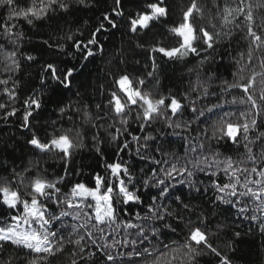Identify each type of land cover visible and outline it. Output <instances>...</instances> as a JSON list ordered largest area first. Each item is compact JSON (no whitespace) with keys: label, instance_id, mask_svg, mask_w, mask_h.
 I'll return each instance as SVG.
<instances>
[{"label":"snow or ice","instance_id":"6c2138e0","mask_svg":"<svg viewBox=\"0 0 264 264\" xmlns=\"http://www.w3.org/2000/svg\"><path fill=\"white\" fill-rule=\"evenodd\" d=\"M143 3L141 10L125 15L123 0H113L110 11L102 14L87 39H73L76 35L83 36L79 30L66 34L82 63L66 67L63 63L45 62L41 65L42 88L70 89L76 74L104 53L105 45L98 37L103 35L107 40L108 33L121 29L139 35L168 19L165 0H143ZM212 3L217 9L220 28L211 21V31L196 25L194 21L203 19L204 9L197 0H191L182 12V21L168 29L176 38V45L165 47L157 43L148 49L151 70L147 78H155L158 84L159 75L168 71L169 62L179 63L189 56L200 57L201 53L215 50L222 40L230 39L233 29L241 26L248 50L239 54L236 63L246 59L250 65L255 58L262 71H253L248 77L241 75L232 83L225 81L219 94L210 91V83L198 82L179 97L170 92L153 95L144 87L146 79L134 75L135 68L129 70V53L123 49L114 53L116 63L105 73L109 88L105 89L103 84L96 86L100 96H107L106 102L90 104L87 89L84 93L78 91L74 104L60 108L61 119L66 112L70 113L69 121H73V115L78 117V127L53 134L47 140L32 133L27 140L37 155L59 156L65 163L63 175L50 176L38 159L19 170L7 169L5 161L0 159V167L9 173L0 178L3 179L0 207L8 212L0 216V264H54L62 255L66 256L67 264H97V256L105 264H141L142 260L147 264V257H152L151 264H199L202 256L210 257L208 264H233L228 255V251H234L233 241L225 246L227 251L212 241L226 225L217 223L213 229L210 214L195 202L197 194L208 191L207 186L196 179L197 173L213 178L214 207L218 204L232 206L238 218L257 222L264 234V131L260 130L264 127V18L255 17L251 0H232L231 4L228 0H212ZM75 5L89 7L91 3L90 0H29L27 7H20L17 0H0V9L6 10L0 17V52L4 54L0 68V98H3L0 120L7 122L16 116L21 111L16 104L20 103L23 108L20 127L32 132L34 114L42 107L39 92L18 100L21 85L16 74L22 66L16 57L19 41L24 39L20 21L34 27L37 22L47 23L61 13L68 14ZM255 6L264 7V0H258ZM41 43L53 48L47 39ZM5 45H10L11 50L5 51ZM137 47L143 48V45L137 44ZM55 50L70 55L62 44H56ZM24 59L34 61L36 57L26 54ZM208 59L204 56L199 63L202 65ZM211 79L209 76V81ZM233 89L239 90L241 95H233L231 100L222 99L223 94ZM213 96L218 97L217 101L205 105L204 101ZM186 113H190L188 118H185ZM130 120L138 125L142 136L129 133ZM197 122L209 127L200 128L195 137L182 139L190 146L189 151L198 155L183 163H180L182 158L174 160L167 148L169 133L164 129H171V135L181 136L182 132L194 131L192 125ZM157 123L162 127L153 126ZM101 130L107 142L115 144V153L120 159L105 163V173H95L91 186L77 181L69 187L65 183L69 179L68 162L74 153L88 146L86 139L91 148L103 156L105 140L101 139ZM125 133L131 135L130 141ZM201 136L206 138L205 142H214L216 147L209 143L205 153V142L193 143ZM130 143L135 145L133 150L140 159L167 167L142 169L144 174L138 176L130 162L123 159ZM227 145L243 151L235 159L223 155L219 148ZM221 174L226 182L215 179ZM181 187L187 188L188 198L177 194ZM152 189L155 193L146 203L143 193ZM121 228L133 231L111 243L105 240L106 232L110 237ZM177 228L186 230L177 248L168 244L157 248L153 243L159 241L161 235L176 233ZM232 237L239 240L241 232L233 231ZM181 252L182 256L175 254Z\"/></svg>","mask_w":264,"mask_h":264},{"label":"trees","instance_id":"16d2710c","mask_svg":"<svg viewBox=\"0 0 264 264\" xmlns=\"http://www.w3.org/2000/svg\"><path fill=\"white\" fill-rule=\"evenodd\" d=\"M229 4L232 0H228ZM253 4V12L255 17L259 20L264 18V7L257 8L255 5L258 0H251ZM20 7H27L29 0H17ZM91 6L83 7L75 5L68 14L61 13L55 17H52L47 23L44 21L37 22L36 25L29 26L25 22L20 21V25L24 32V39L19 41V52L17 59L21 64V70L16 74V78L20 80V88L18 89V100L22 101L27 95L32 92H39L42 97V107L35 113V119L32 120V132H29L20 127L21 125V113L23 111L20 103L16 104V107L21 111L16 116L10 117L7 122L0 120V159L5 161L7 169L15 168L17 170L27 166L34 160H39L41 167L46 170L50 176L59 177L64 174L65 163L57 155H37L35 151L27 144V140L32 133L40 136L42 140H47L53 134H60L70 127H78L79 119L73 115V121L68 120L70 113L66 112L64 118L60 117V108L66 104H74L77 101L76 93L79 91L84 93L87 89L88 101L90 104L96 102H106L107 96H100L96 90V86L103 84L104 88H109V81L105 76L112 66L116 63L113 59L114 53L120 52L123 49L129 53L127 59L129 61V70L135 68L134 75L141 76L146 79L144 87L150 90L153 95L159 93H172L178 97L190 90V88L196 83L209 84L210 91L220 93V89L224 86V82H234L239 79V76L243 75L248 77L253 71H262L259 66V62L254 58L252 64H247V60L241 61L240 64L236 63L239 59V54L248 50V41L244 39L245 30L243 26L239 29H233L230 39L222 40L215 48V50H209L207 53H201L200 57L189 56L185 60L179 63L169 62L168 71L166 73H160L159 83L157 84L155 78L148 79L146 74L151 70V61L148 59V49L159 43L165 47H173L176 45V38L168 31L171 27L178 25L182 21V12L190 5L191 0H165V4L169 8V17L166 21L158 24H154L151 31L140 33L139 35L128 34L126 29L113 30L108 33L107 40L103 39V35L98 37L105 45V51L102 55H97L94 60L87 63L85 67L76 74L73 79L72 87L70 89H64L62 87H55V90L48 88H42L40 84L41 65L45 62L63 63L66 67H72L82 63L80 57L72 49V41L66 38L67 35L76 33L77 30L83 33V36H73V39H87L90 31L93 30L102 14L106 11H110L113 0H90ZM199 6L204 9L203 19L196 18L194 23L196 25H203L204 27H210L211 23L216 24L217 29L220 28V19L217 14V9L213 7L212 0H197ZM125 8V15L130 12L141 10L145 5L143 0H123ZM6 13L5 9H0V17ZM67 21V23H65ZM58 24V27L56 26ZM49 40L50 44H53V48H47L41 43L42 40ZM2 42V41H0ZM56 44H62L65 46L66 52L70 55H62L55 50ZM137 44H142L143 48H138ZM11 46L5 45V51H10ZM33 55L36 57L34 61H27L24 56ZM3 53L0 52V68L3 67ZM258 55V54H257ZM208 56L209 59L202 65L199 63L201 58ZM139 61L136 64L135 61ZM111 61V63H109ZM241 68L243 69L241 71ZM209 76L212 77L209 81ZM260 79L259 77L257 78ZM233 95L239 97L241 93L239 90L233 89L229 93H225L222 99L231 100ZM3 98H0L2 100ZM218 97L213 96L204 101V104H210L216 102ZM226 107H228L226 105ZM233 108L237 106H232ZM0 111V115H2ZM190 113L185 114V118H188ZM31 119V118H30ZM53 121L56 123L54 124ZM154 127H162L159 123L154 124ZM119 127V125H117ZM209 127L208 125L194 123L192 128L194 131L182 132L181 136L171 135V129H164L169 135L166 137L170 143L167 145L168 150L173 154V159H180V163L186 160L194 159L198 153L189 151V145L182 139L184 136H197L200 128ZM264 131V127L260 128ZM145 131H151V129H145ZM179 131V130H178ZM129 133L132 135H143L138 130V125L129 121ZM125 133V138L131 140V135ZM101 139L105 140V144L102 146L103 156L98 155L89 143V140H85V144L88 145L84 149L73 154L71 160L68 162L67 168L69 173V179L65 183L71 186V183L82 181L89 186L92 184V177L95 173H105V163H111L114 160H119L120 156L115 153V144L107 142L106 134L101 130ZM205 137H199L198 140L193 143L205 142ZM212 144L215 148L214 142H205L204 152H208V145ZM135 145L130 143L129 149L123 156L124 160L130 162L132 171L138 176L144 174L141 170L147 171L151 167H167L166 165H154L150 160H142L136 156L134 149ZM219 151L223 155H230L234 159L237 155L242 153V148L237 151L231 145L222 146ZM8 171L5 168L0 167V178L8 176ZM196 179L201 181L207 186V192H201L197 194L195 202L202 205L207 213L210 214L213 229L215 224H224L226 227L217 236L212 237L213 243L218 247H225L230 240L233 241L234 251H228L229 257L233 260V264H264V234L260 232L259 224L255 221L249 222L248 220H241L236 215V210L230 205L218 204L215 207L212 205L214 199V190L211 187L212 177L203 173H197ZM221 183L226 182L225 178L221 174L215 177ZM0 183H3V179H0ZM67 190V189H65ZM155 193V190L145 191L143 193V199L147 203L149 197ZM178 195L188 198L187 188L181 187ZM134 207V206H133ZM7 210L0 207V216H6ZM259 215V214H258ZM128 219V217H123ZM135 222V221H134ZM111 231V230H109ZM131 229H119L117 232H113L111 236H108L106 232L105 240L111 243L113 240H119L125 238L126 232H132ZM186 230L177 228L176 233H166L160 236L159 241H153L157 248H161L162 244H168L171 248H177L183 241ZM240 231L241 237L239 240H233L232 232ZM130 238V237H129ZM176 243H173V242ZM103 243L104 241H100ZM143 247V245H141ZM8 248V251H11ZM115 252L116 250H112ZM120 251H128L127 249H120ZM67 252V249L65 250ZM178 257L182 256L181 253H175ZM97 264H105V261L100 257H96ZM152 257H147V264H151ZM210 257L202 256L199 258V264H208ZM54 264H67L66 256H61L55 260ZM141 264H145L142 260ZM178 264V262H177Z\"/></svg>","mask_w":264,"mask_h":264}]
</instances>
